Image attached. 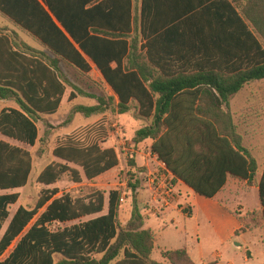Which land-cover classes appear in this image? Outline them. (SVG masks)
<instances>
[{"label": "trees", "instance_id": "16d2710c", "mask_svg": "<svg viewBox=\"0 0 264 264\" xmlns=\"http://www.w3.org/2000/svg\"><path fill=\"white\" fill-rule=\"evenodd\" d=\"M0 12L41 42L54 56L0 31V100L18 108L0 113V135L34 147L37 122L55 115L67 87L98 101L74 111L90 118L105 114L114 98L96 97L68 81L64 61L81 73L97 67L118 98L117 113L136 104L151 123L133 143L152 141L151 150L196 194L213 199L229 176L253 186L264 220V167L244 146L231 100L246 86L264 81V0H0ZM58 160L39 175L45 187L69 175L75 184L93 181L119 165L114 149L99 141L68 137L53 151ZM33 170L31 153L0 139V234L11 206ZM144 168L129 164L133 210L119 221V191H111L105 215L52 229L104 212L105 192L85 198L42 191L34 209L19 207L0 239V264H195L187 248L161 251L153 259L155 234L145 228L137 190ZM37 218V219H36ZM35 223L29 228L30 224ZM29 228V229H28Z\"/></svg>", "mask_w": 264, "mask_h": 264}, {"label": "rangeland", "instance_id": "374dc122", "mask_svg": "<svg viewBox=\"0 0 264 264\" xmlns=\"http://www.w3.org/2000/svg\"><path fill=\"white\" fill-rule=\"evenodd\" d=\"M12 23L13 22L0 12L1 32L15 38L18 43H25L34 49H36L35 47L39 48V46L43 45L17 25V27L12 26ZM11 27H16V30L21 32V37L16 30L9 33ZM46 54L52 58L54 57L50 52ZM60 66L64 77L72 84L96 97H103L105 99L113 97L114 102L110 105L105 114L87 118L83 114L76 113L74 109L80 105L94 106L98 104V101L83 96H78V99L76 98L73 101L68 99L63 103L55 115H42L40 117L37 122L39 141L34 147L13 142L14 145L23 147L31 153L33 170L28 185L25 188L15 191L20 194V198L18 202L10 208L11 216L9 221L19 207L22 206L28 209H34L37 206L43 190L57 187L60 191L57 197L70 195L75 199L85 198L91 195L93 191L105 192L106 204L105 211L100 215L83 217L66 224H55L52 226L53 230L77 225L105 215L107 213L108 197L111 191H119L120 194L126 193L128 202L119 206V221L122 225H125L129 220L133 207L132 189L129 185L130 181L128 177L129 164L131 159L135 158L137 164L142 166V156L138 155L139 149L135 143H133V138L136 131L148 126L151 120L144 119L139 115L136 104L132 105V109L129 113L119 115L116 109L118 98L107 85L96 67L89 74L85 75L64 61L61 62ZM67 88L68 93L73 92L72 88ZM7 108H18V106L13 100H0V112ZM231 110L237 124L238 133L243 137L244 146L247 147L258 160L261 171L264 167V81L255 82L246 86L239 95L231 100ZM114 123L118 124L123 131V136L120 139L114 135L112 128ZM74 136L83 143L99 141L101 147L114 149L118 154L119 165L112 171L93 181H87L84 178L81 184H75L69 175L63 177L58 184L52 187H45L39 184L38 177L40 173L48 165L58 161L53 155L54 149L66 138ZM149 145L150 142L142 145L140 149L145 151ZM153 165L154 166L151 168L152 171L163 170L160 163H154ZM151 170L144 168L143 172L139 174L141 186L137 190L138 195L147 187L146 182ZM258 178L259 175L253 186L243 181L237 184L231 181L225 190L224 195L229 197V194L233 203L231 206L232 212L238 216L241 215L240 220L243 227L239 233L245 235L249 248L246 247L243 240L235 238L233 241L229 242L226 248L222 249L224 252L222 262L224 264L229 262L232 264H264V220L261 215L257 187ZM9 221L0 234V239L7 229ZM35 221L36 220L30 224L29 228ZM185 224L198 225L196 216L193 220L181 217L179 225ZM16 243L12 245L1 260L8 257ZM236 244L241 245V247H237ZM213 254L214 250L208 256L209 260H213ZM153 259L163 262L159 252L154 254Z\"/></svg>", "mask_w": 264, "mask_h": 264}, {"label": "crops", "instance_id": "0c3cea01", "mask_svg": "<svg viewBox=\"0 0 264 264\" xmlns=\"http://www.w3.org/2000/svg\"><path fill=\"white\" fill-rule=\"evenodd\" d=\"M12 26L16 25L12 23ZM16 27H11L9 33L16 30ZM16 32H18L21 37V32L17 30ZM35 48L46 53L49 52L44 45ZM95 67L96 66L92 64V71ZM70 94L71 92L68 93L67 89L61 106L69 99ZM0 139L12 144L15 142L3 136H0ZM149 142L150 145L145 151L140 149L142 145ZM135 145L139 149L138 155L142 156V166L138 165L139 167L151 170L154 163H160V165H162L156 157L151 156V140ZM231 181H233L234 184L241 182L229 176L226 186L213 199L202 197L196 194L183 182L177 181L174 184L175 200L169 208H163L160 203L156 202L152 191L148 186L145 187L140 195H138V200L140 210L145 218V228L151 229L155 234L156 249L154 254L156 252L160 253L161 251H173L187 248L195 264H224L222 262L224 257L222 249L226 248L229 242L238 238L243 240L246 247H248L245 235L239 233L243 227L240 220L241 215L238 216L232 212L231 206L233 203L230 199L231 197L229 194V197L224 195ZM131 214L132 211L129 220ZM195 216L198 225H179L181 217L193 220ZM236 246L241 247V245L238 244H236ZM213 250L214 258L213 260H209L208 256ZM227 264L232 263L229 262Z\"/></svg>", "mask_w": 264, "mask_h": 264}, {"label": "built area", "instance_id": "2783aa9c", "mask_svg": "<svg viewBox=\"0 0 264 264\" xmlns=\"http://www.w3.org/2000/svg\"><path fill=\"white\" fill-rule=\"evenodd\" d=\"M114 135L119 139L123 136V131L118 124L114 123L112 125ZM126 150V149H125ZM151 156L157 158L156 155L152 153ZM158 159V158H157ZM163 170H155L149 173L146 186L152 191L155 201L160 203L163 208H169L175 200V185L173 183L174 176L169 172L166 166L162 163ZM128 198L125 194H120L119 196V206L126 204Z\"/></svg>", "mask_w": 264, "mask_h": 264}]
</instances>
